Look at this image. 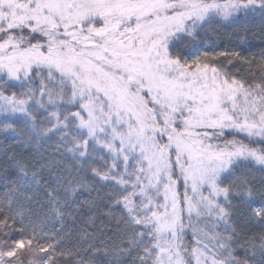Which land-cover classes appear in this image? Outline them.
Segmentation results:
<instances>
[{
  "label": "snow or ice",
  "instance_id": "1",
  "mask_svg": "<svg viewBox=\"0 0 264 264\" xmlns=\"http://www.w3.org/2000/svg\"><path fill=\"white\" fill-rule=\"evenodd\" d=\"M257 17L264 0H0V131L61 157L5 162L0 264H264V187L237 175L264 173V50L176 51ZM102 209L117 242L73 243L67 221ZM237 214L261 229L244 258Z\"/></svg>",
  "mask_w": 264,
  "mask_h": 264
},
{
  "label": "trees",
  "instance_id": "2",
  "mask_svg": "<svg viewBox=\"0 0 264 264\" xmlns=\"http://www.w3.org/2000/svg\"><path fill=\"white\" fill-rule=\"evenodd\" d=\"M213 29L214 30L208 32L207 38L202 42L192 44L189 38H185L182 43L178 44L176 51L180 53L182 59L191 62L198 56H202L205 51L211 53L224 50H235L251 57L252 55L259 56L261 50H264V25L261 24L258 17L249 19L246 28L233 30L231 28H221L213 25ZM213 41L215 42V47H212ZM10 91H20V89L15 88ZM57 140L58 137H52L47 143L37 145L35 143L25 142L27 141L26 133L20 136H14L11 133L0 131V175H3V167L10 156H16L17 158L25 160L28 163L29 172L39 170L40 163L46 162L49 157L60 160L61 157L59 153L54 151ZM42 156L44 157V161H41ZM15 175V171L10 169L8 179H13ZM42 175L45 179L48 178V172L46 170L42 172ZM237 175H246L250 182V186L254 189L259 190L264 187V173L260 172L258 167L238 171ZM5 192L6 189L4 185L0 183V198H4ZM92 195L94 196L95 193H92ZM75 196L80 201L89 198L87 192H83L82 194L78 192ZM104 212H106V209H102L98 214L85 211L83 215L74 218V226H72V221H67L72 230L73 243H75L76 240L84 238L82 230H86L87 233L91 234L93 237L91 241H87L86 238H84L86 241L82 245L84 249L88 248L89 243L96 245L99 249H103L106 246L111 247L116 243L115 223L114 221H110L104 215ZM89 216L93 217L94 223L89 221ZM233 221L237 229L242 230V235L237 243L235 254L240 258H244L245 250L239 246L240 243H242L246 237L258 235L261 229L259 225H248L239 214L233 218ZM187 239L190 238L188 237ZM25 260H27V257H25ZM97 264H106V260H100L99 257H97Z\"/></svg>",
  "mask_w": 264,
  "mask_h": 264
},
{
  "label": "rangeland",
  "instance_id": "3",
  "mask_svg": "<svg viewBox=\"0 0 264 264\" xmlns=\"http://www.w3.org/2000/svg\"><path fill=\"white\" fill-rule=\"evenodd\" d=\"M181 191H182V189H181ZM188 237H189L190 239H187ZM186 240H187L189 243H191V240H192V234H191V231H189V232L187 233Z\"/></svg>",
  "mask_w": 264,
  "mask_h": 264
}]
</instances>
